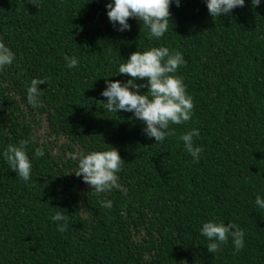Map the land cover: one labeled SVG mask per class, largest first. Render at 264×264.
<instances>
[{"label": "trees", "instance_id": "16d2710c", "mask_svg": "<svg viewBox=\"0 0 264 264\" xmlns=\"http://www.w3.org/2000/svg\"><path fill=\"white\" fill-rule=\"evenodd\" d=\"M109 2L0 0V41L15 55L0 71V264H264V209L255 204L264 199V0L216 18L206 0H173L160 39L136 19L118 31ZM152 47L183 55L175 75L194 103L191 120L170 125L175 135L159 143L132 112L100 102L106 79L126 83L119 66ZM65 56L78 66L66 67ZM33 78L48 81L38 86L43 107L28 104ZM192 129L198 162L180 139ZM21 140L28 182L3 158ZM112 146L125 161L117 175L127 195L95 194L74 174L71 154ZM56 212L68 216L63 233ZM209 221L237 224L243 249L229 237L209 253L201 234Z\"/></svg>", "mask_w": 264, "mask_h": 264}, {"label": "clouds", "instance_id": "9594fccd", "mask_svg": "<svg viewBox=\"0 0 264 264\" xmlns=\"http://www.w3.org/2000/svg\"><path fill=\"white\" fill-rule=\"evenodd\" d=\"M172 3L173 0H110L106 5L107 16L114 27L119 25L118 31L130 30L129 19H136L148 28L150 39H160L169 30ZM175 3L179 6L180 0H175ZM260 3L261 0H251L254 8ZM244 5L245 0H206L212 18L229 14L233 9ZM64 59L66 67L70 69L79 64L76 57L65 56ZM14 60V53L0 41V71L11 65ZM185 64L186 61L179 51H170L167 47H152L143 52L137 50L119 66L118 74L127 75L131 79L126 83L106 79L107 86L101 93L106 102H100H104L103 108L108 112H132L136 119L143 122V131L149 138H155L157 143L163 142L166 137L175 135V130L170 129V125L184 124L192 118L193 98L187 94L182 78L175 75ZM145 80L147 82L144 84L137 83ZM44 83H48L46 78H33L27 86V101L33 108L44 106L40 100L42 91L38 87ZM141 88H146L147 94H141ZM194 137H199L197 129L183 134L180 139L185 150L198 162L203 149L195 146ZM28 143L27 140H21L18 146L10 144L3 152V158L10 169L25 182L30 180L32 170V163L26 151ZM43 155V148L35 150L37 158ZM71 159L78 160V169L74 174L77 177L82 176L90 191L101 194L117 189L127 195V189L118 182L117 175L125 161L115 147L88 154L73 153ZM255 204L264 209V199L259 195L255 198ZM101 205L105 208L112 206L111 201H101ZM51 219L63 222L57 224V231L63 233L67 230L68 216L56 212ZM201 234L208 239L207 251L212 254L218 252L221 245L228 242L229 237L237 253L244 247L245 233L232 222L227 225L213 221L203 223Z\"/></svg>", "mask_w": 264, "mask_h": 264}]
</instances>
